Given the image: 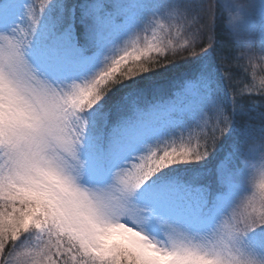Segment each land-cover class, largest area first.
<instances>
[{
    "label": "snow or ice",
    "instance_id": "6c2138e0",
    "mask_svg": "<svg viewBox=\"0 0 264 264\" xmlns=\"http://www.w3.org/2000/svg\"><path fill=\"white\" fill-rule=\"evenodd\" d=\"M256 6L39 0L18 21L24 0H0V264H264V180L258 191L249 183L250 161L264 159V112L257 123L235 86L243 60L264 71ZM142 9V28L118 44L120 26ZM259 10L264 17V0ZM223 12L229 48L218 47ZM194 57L202 62L191 78L157 98L165 85L148 74ZM215 64L234 93L231 112L213 97L198 131L140 153L209 89ZM247 87L264 102V77ZM237 114L243 122L206 174L166 171L208 162Z\"/></svg>",
    "mask_w": 264,
    "mask_h": 264
},
{
    "label": "trees",
    "instance_id": "16d2710c",
    "mask_svg": "<svg viewBox=\"0 0 264 264\" xmlns=\"http://www.w3.org/2000/svg\"><path fill=\"white\" fill-rule=\"evenodd\" d=\"M216 31L218 47H231V42L225 35L222 20L217 19ZM201 62V57L180 60L175 64L169 65L167 68H161L157 72L148 74L151 80L165 85L163 93L157 98L163 99L175 93L179 88H181L186 79L191 78L188 70ZM242 63L244 67L237 68L236 70L237 78L235 86L237 88H244L243 96L245 98L238 101V105H241L245 110H248L252 117L257 118L259 113L264 112V102L261 101V98L256 91L253 88L247 87V85L253 83V81L258 84L259 80L264 77V72L250 68L248 63L244 60ZM245 68L247 71L244 70ZM250 94L254 98H247ZM233 96L234 93L228 89L227 82L224 80L223 75L219 70V65H213V79L209 89L197 99L196 103L190 110L186 111L179 119L163 126L160 132L148 139L145 142V145L142 146L146 147L142 152H146L148 146H155L157 143H162L164 141L178 140L182 134L186 137L192 131H198L202 122L206 118L211 121L214 115L212 107L213 97H218L223 102L225 108L231 112ZM243 119L244 117L237 114L233 120L232 132L218 143L216 151L211 157H209L208 162L201 165L191 166L189 164H180L177 165V167L166 171L176 177H183L185 179L197 173L206 174L211 167V162L215 161L219 156L227 151L233 140L236 127L243 122ZM256 122H260L258 118L256 119ZM238 195H240L239 190L236 192V196Z\"/></svg>",
    "mask_w": 264,
    "mask_h": 264
},
{
    "label": "rangeland",
    "instance_id": "374dc122",
    "mask_svg": "<svg viewBox=\"0 0 264 264\" xmlns=\"http://www.w3.org/2000/svg\"><path fill=\"white\" fill-rule=\"evenodd\" d=\"M148 3H153L155 0H146ZM221 4L224 3H231L233 0H219ZM237 2L242 3V4H249V3H256V8L253 10L251 13L250 19L253 23L257 25V27L260 26L262 19L261 12L259 10V5L261 3V0H237ZM32 3H39V0H24V7L22 10L19 12V15L17 16V20H24L26 17V8L27 5L32 4ZM149 11L147 9H142V10H134L129 13L127 19L124 21V23L120 26L119 32L117 33L118 37V44L122 45L124 41H126L129 37H131L136 31L142 28L144 20L147 18L149 15ZM218 13V20H222L223 26H224V31H225V20L227 16V12H223L222 15H219ZM53 15V10L49 8V10L45 13L44 17L42 18V24L50 19V17ZM255 51L257 54L259 53V40L257 38L256 42V49ZM103 56L100 57V60L103 61ZM245 62L248 63L249 67L258 71H261V66L259 61H254L253 64H249L248 60L245 59ZM102 66V65H101ZM262 72V71H261ZM264 72V71H263ZM160 132V131H159ZM144 148L146 147H141L139 149L140 153H143ZM191 166V164H189ZM174 167H177L174 166ZM261 180H264V159H261L259 155H256L251 161H250V175H249V183L250 187L252 188L253 191H258L259 190V184ZM240 195L236 196H242L246 194L249 191V188L247 184L245 183L244 186H242L240 189ZM143 227V226H141ZM148 231V234L150 236H154L157 241H165L164 233L159 232V233H154L151 230H146ZM190 235H195L196 232H190Z\"/></svg>",
    "mask_w": 264,
    "mask_h": 264
}]
</instances>
